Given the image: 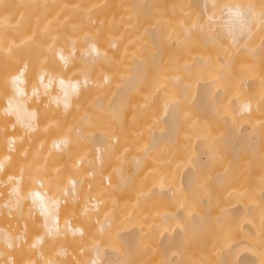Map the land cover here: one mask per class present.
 Returning <instances> with one entry per match:
<instances>
[{
  "label": "bare ground",
  "instance_id": "1",
  "mask_svg": "<svg viewBox=\"0 0 264 264\" xmlns=\"http://www.w3.org/2000/svg\"><path fill=\"white\" fill-rule=\"evenodd\" d=\"M0 264H264V0H0Z\"/></svg>",
  "mask_w": 264,
  "mask_h": 264
}]
</instances>
